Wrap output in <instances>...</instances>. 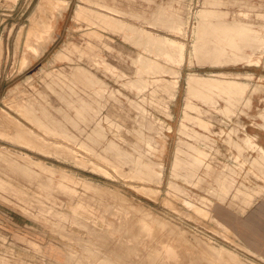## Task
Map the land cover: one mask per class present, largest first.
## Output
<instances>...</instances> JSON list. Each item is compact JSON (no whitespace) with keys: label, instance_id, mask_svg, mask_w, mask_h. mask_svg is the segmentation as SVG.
<instances>
[{"label":"rangeland","instance_id":"rangeland-1","mask_svg":"<svg viewBox=\"0 0 264 264\" xmlns=\"http://www.w3.org/2000/svg\"><path fill=\"white\" fill-rule=\"evenodd\" d=\"M261 38L264 0H0V264H264L230 225L264 196Z\"/></svg>","mask_w":264,"mask_h":264},{"label":"crops","instance_id":"crops-1","mask_svg":"<svg viewBox=\"0 0 264 264\" xmlns=\"http://www.w3.org/2000/svg\"><path fill=\"white\" fill-rule=\"evenodd\" d=\"M231 223L239 240L251 252L264 258V196L255 200Z\"/></svg>","mask_w":264,"mask_h":264},{"label":"bare ground","instance_id":"bare-ground-1","mask_svg":"<svg viewBox=\"0 0 264 264\" xmlns=\"http://www.w3.org/2000/svg\"><path fill=\"white\" fill-rule=\"evenodd\" d=\"M101 9H103V10H106L107 8L105 7V6H103V5H101V4H99V3H96ZM67 7V5H60V6H54L53 7V9H52V16H50L51 18H50V20H49V17H47V20H49V22H47V24H46V26H44V29L42 30V26L40 27L41 28V30H42V32H43V34L44 35H42V36H40L39 35V33H37L38 35H39V40H41V41H43V43H46L47 41H49L50 39H51V35H52V32H53V30H54V27H53V22H54V19H55V17H56V15H55V12L56 11H59V10H62V9H65ZM99 8V9H100ZM107 11V10H106ZM109 12V11H108ZM80 14H76V18L77 19H80ZM45 18H46V16H45ZM110 19V18H109ZM108 19V20H109ZM46 20V21H47ZM43 24V23H42ZM39 25V24H38ZM38 25H37V27H38ZM35 27V26H34ZM36 29L37 28H35V30L34 31H36ZM39 31V30H38ZM38 31H36V32H38ZM41 32V33H42ZM29 33H31V31L29 32ZM32 34H33V32H32ZM31 35V34H30ZM29 36V35H28ZM32 36H34V34L32 35ZM31 36V37H32ZM30 37V38H31ZM29 38V37H28ZM37 38V37H36ZM34 39H35V37H34ZM38 40V41H39ZM168 40V39H167ZM169 41V40H168ZM173 41V40H172ZM261 41H263L264 42V40L261 38ZM167 42V41H166ZM165 42V43H166ZM170 42H171V40H170ZM170 42L168 43V44H170ZM172 44V43H171ZM170 44V45H171ZM173 44H174V41H173ZM176 44H177V41H176ZM262 44V43H261ZM29 45H31V44H29ZM181 45V44H180ZM179 45V46H180ZM178 46V45H177ZM176 46V47H177ZM181 47V46H180ZM179 47V48H180ZM182 47H183V45H182ZM181 47V51L183 52L184 51V48H182ZM256 48H257V46H255ZM262 47H263V44H262ZM260 48V47H259ZM258 48V49H259ZM255 49V48H254ZM262 49V48H261ZM180 51V52H181ZM255 51V50H254ZM93 54V53H92ZM180 55H182L181 53H180ZM183 57V56H182ZM251 63H257V62H260L259 61V59L258 60H254V58L253 59H250L249 60ZM99 65V64H98ZM247 142H249V143H251V140H250V138H249V140H247ZM253 146H254V148H255V150L256 151H258L259 153H261V155H264V147L263 146H261V145H258V144H255V143H253ZM159 172H156L155 170H154V168L155 167H153L152 165H145V167H144V172H146L150 177H153V176H158V175H160L159 173L162 171L161 169H162V167H163V164L161 163L159 166ZM89 210V209H88ZM101 219V218H100ZM116 219V218H115ZM119 224V223H118ZM86 227V226H85ZM125 238H126V236H125ZM163 243V242H162ZM85 249V248H84ZM158 250H160V249H158ZM84 251V250H83ZM88 251H90V250H88ZM161 252V251H160ZM86 253H87V250H86ZM175 256V255H174ZM104 260V259H103ZM99 263H101V262H99ZM172 264V263H171Z\"/></svg>","mask_w":264,"mask_h":264}]
</instances>
